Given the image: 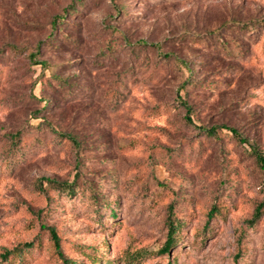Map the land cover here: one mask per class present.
I'll list each match as a JSON object with an SVG mask.
<instances>
[{
	"label": "rangeland",
	"instance_id": "374dc122",
	"mask_svg": "<svg viewBox=\"0 0 264 264\" xmlns=\"http://www.w3.org/2000/svg\"><path fill=\"white\" fill-rule=\"evenodd\" d=\"M253 148L264 0H0V264H264Z\"/></svg>",
	"mask_w": 264,
	"mask_h": 264
},
{
	"label": "trees",
	"instance_id": "16d2710c",
	"mask_svg": "<svg viewBox=\"0 0 264 264\" xmlns=\"http://www.w3.org/2000/svg\"><path fill=\"white\" fill-rule=\"evenodd\" d=\"M51 25L54 27L56 25V18L53 19L51 21ZM186 105V104H184ZM233 134H237L235 130L230 129ZM201 131H204L205 133H207L209 136H217V130L214 127L208 128V129H201ZM254 149V156L256 158V161L264 168V157L257 151L256 148ZM51 182H53V180H51ZM55 184L59 185V189L65 191L67 194H73L74 188H76L74 186V182H53ZM92 193V192H91ZM221 208H219L216 204L212 205L211 208L208 210L207 212V220L212 219L218 215L221 214L220 211ZM262 210V204H258L255 212L252 216V222L255 221V219H257L261 213ZM181 223L177 220V218L174 217L173 214V205L169 204L168 205V215L166 218V226H167V232H166V238L161 246V254H167L169 255L171 248H173L177 242L178 239V230L180 228ZM50 236H51V240L53 242V248L55 250V252L57 253L58 258H60L61 263L60 264H80L77 261H75L73 258L67 256L66 254H64V252L62 251L61 248V244H60V238L59 235L57 234L56 230L54 228H52L51 232H50ZM32 243L31 242H24L22 245H18V246H14L13 248H8L5 249L1 254V258L5 259L7 261H13L16 262L17 259L20 260L22 253L24 252V250L27 248L29 249L31 247ZM144 250L138 249V250H133L131 252H127L124 256V259L131 262V261H138L139 259H141L144 255ZM88 261L90 263H97L99 261H101L103 259V257H101L100 255H98V253H94L92 251H90V253L87 255L85 254ZM239 257V253H236L234 256V259H237ZM109 264H111L110 261H108ZM83 264V263H82ZM167 264H176V262H173L172 260H168Z\"/></svg>",
	"mask_w": 264,
	"mask_h": 264
}]
</instances>
